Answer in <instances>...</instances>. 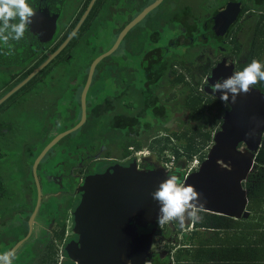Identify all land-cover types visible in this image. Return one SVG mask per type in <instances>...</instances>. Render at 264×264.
Instances as JSON below:
<instances>
[{
	"label": "flooded vegetation",
	"instance_id": "obj_1",
	"mask_svg": "<svg viewBox=\"0 0 264 264\" xmlns=\"http://www.w3.org/2000/svg\"><path fill=\"white\" fill-rule=\"evenodd\" d=\"M52 1L32 3L24 38L0 44V163L8 191L27 204L38 195L39 181L43 199L34 230L41 226L50 235L34 240L52 239L57 216L49 221L41 212L54 198L57 215L66 210L74 227L79 188L89 176L132 164L183 179L197 171L231 110L208 83L253 60L250 42L258 22L264 23V0ZM232 3H240V13L222 15ZM83 114L85 122L57 140L35 172L41 150ZM206 132L212 133L208 146ZM195 138L199 151L188 160L181 145ZM173 223L157 224L154 236ZM69 237L77 239L73 230ZM42 254L32 264H41ZM62 264H71L67 255Z\"/></svg>",
	"mask_w": 264,
	"mask_h": 264
},
{
	"label": "water",
	"instance_id": "obj_2",
	"mask_svg": "<svg viewBox=\"0 0 264 264\" xmlns=\"http://www.w3.org/2000/svg\"><path fill=\"white\" fill-rule=\"evenodd\" d=\"M39 0H32V3ZM58 0L52 1L56 4ZM233 11L235 18L241 11L240 3L229 4L222 15ZM70 35L61 48L49 56L29 79L47 65L66 46ZM96 63H93V67ZM248 93L239 94L231 110L223 119L222 129L214 137V145L200 168L188 177L178 181L191 185L204 202L198 211L240 219L247 217L249 202L245 184L254 169L256 155L264 136V92L250 86ZM82 120L73 129L66 131L47 145L34 163V171L46 153L61 137L79 128ZM221 163L229 165L222 167ZM169 175L162 169L140 171L132 164L112 172L89 176L79 188L81 201L74 211L73 233L77 239L69 241L65 253L71 264H147L157 231L156 217L158 203L151 193ZM38 195L28 225L26 237L11 249L17 252L33 235L36 218L42 203L40 184L37 180ZM148 233L136 235L137 228L147 229Z\"/></svg>",
	"mask_w": 264,
	"mask_h": 264
},
{
	"label": "trees",
	"instance_id": "obj_3",
	"mask_svg": "<svg viewBox=\"0 0 264 264\" xmlns=\"http://www.w3.org/2000/svg\"><path fill=\"white\" fill-rule=\"evenodd\" d=\"M252 59L264 61V23L262 25L260 21L255 27V33L250 42L249 60ZM247 64L249 63L243 64L241 70ZM254 87L264 92V82H258ZM202 136L204 145L208 146L212 141V133L206 132L203 133ZM198 144L199 141L196 139L186 141V143L181 145L184 149V154L188 156V160H192L194 154L199 151ZM174 149L179 156L178 149L176 147H174ZM5 170L6 165L0 163V246H7V250H10L17 242L26 237L29 230L28 221L34 211L37 196L31 195L30 202L27 204L23 196L10 193L7 188L8 179L4 176ZM183 178V176H180L179 179L182 180ZM245 187L249 198L247 210L250 212L247 219H234L228 216L199 210V220L193 222L191 235L189 236L186 234L184 239H179L178 237L179 234L182 233V227L179 224L173 223V226L169 227L166 225L159 230L164 231L168 229L169 234L167 233L166 236L169 235L171 238V232L176 228L174 241L172 242V239L170 240V245L165 255H161L158 252L150 255V264H183L184 255L187 262H189L187 264H191L190 260H197L198 256L196 253L200 251V249L202 250L205 246H212L211 241L198 240L202 230L217 229L225 231L230 228L245 229L246 227L257 230L258 227H260V216L264 214V136L262 138L261 147L256 155L254 169L249 175ZM41 215H47L49 221H53L57 216L52 239H38L30 243L26 242V245L29 244V247L33 250L32 256H27L30 251L24 248L16 255L13 264H32L35 257L42 252V250L37 251L33 247L35 245L37 247V244L42 242L46 244V250L41 255L40 263L57 264L59 262V244L65 240L67 243L70 241V237H66L67 212L66 210L64 212H58L57 215L54 207L50 204L41 212ZM246 221H255V223L244 224ZM261 228H263V226ZM209 249L212 250V248Z\"/></svg>",
	"mask_w": 264,
	"mask_h": 264
},
{
	"label": "clouds",
	"instance_id": "obj_4",
	"mask_svg": "<svg viewBox=\"0 0 264 264\" xmlns=\"http://www.w3.org/2000/svg\"><path fill=\"white\" fill-rule=\"evenodd\" d=\"M34 13L32 0H0V44L23 39ZM258 82H264V61L253 59L242 70L232 71L231 75L208 83V87L214 96L219 92L220 101L228 107L230 97L234 102L239 94L248 93L252 90L250 86ZM151 195L159 205L158 225L175 222L183 226L186 218L193 222L200 218L198 209L204 204L200 194L193 186L178 181L175 175L160 182ZM15 258V250L0 252V264H13Z\"/></svg>",
	"mask_w": 264,
	"mask_h": 264
},
{
	"label": "crops",
	"instance_id": "obj_5",
	"mask_svg": "<svg viewBox=\"0 0 264 264\" xmlns=\"http://www.w3.org/2000/svg\"><path fill=\"white\" fill-rule=\"evenodd\" d=\"M249 212V211H248ZM250 215V212H249ZM248 215V216H249ZM242 217V218H248ZM232 218V217H231ZM237 219V218H234ZM241 219V218H240ZM255 223V221H246L244 224ZM261 223L257 230L250 227L245 229L202 230L198 240L211 241L212 246H205L196 253L197 260H190L191 264H264V214L260 216ZM263 226V228H261ZM41 228V227H40ZM261 228V229H260ZM193 230V221L184 224L179 239L185 238V235H191ZM174 232V231H173ZM172 237V242L174 237ZM40 238L39 235H36ZM209 248H212L210 250ZM185 255L183 264H187Z\"/></svg>",
	"mask_w": 264,
	"mask_h": 264
},
{
	"label": "rangeland",
	"instance_id": "obj_6",
	"mask_svg": "<svg viewBox=\"0 0 264 264\" xmlns=\"http://www.w3.org/2000/svg\"><path fill=\"white\" fill-rule=\"evenodd\" d=\"M41 151H43V149ZM221 166L222 167H229V165H225L223 163H221ZM46 201H47V203H49L48 199H46L45 202ZM55 203H57V200L54 198V199L51 200V205H55ZM38 220H39V218L37 219V221ZM190 220L191 219H187L186 218L185 221H184V224H188V222ZM42 223H45V219L44 218L42 219ZM38 224L41 225L40 223H38ZM184 224H183V226H184ZM70 225H71V223H68L67 222V231H68L69 236L71 235L72 230H73V228H71ZM183 226H182V228H183ZM40 227L41 226H38V227L36 226L35 227V230H34V234L35 235H32L31 238L27 241V243H30L31 241H33L34 240V237H36V235H39V236H42L43 234L46 235L45 232L42 234V230H41ZM49 233L50 232H47V235L46 236L50 235ZM167 233L169 234V230L168 229H165L163 233L157 234V235H155L153 237V244H152V248H151L150 255H152L154 253H157V252L160 253L161 255H165L167 253L168 248H169V245H170V240L172 239V238H169V236L168 237L166 236ZM171 235L172 236L175 235V231L174 232H171ZM27 243L23 244V247L22 246L20 247V249L16 252V255L19 254L20 250H23L24 248H27L30 251L27 256H29V257L32 256L33 250H32L31 247H29V244L26 245ZM45 245L46 244H44V246ZM59 246H60V244H59ZM6 250H7V246H0V252H4ZM43 252H44V250L42 249V253ZM147 264H150V262L148 261Z\"/></svg>",
	"mask_w": 264,
	"mask_h": 264
},
{
	"label": "built area",
	"instance_id": "obj_7",
	"mask_svg": "<svg viewBox=\"0 0 264 264\" xmlns=\"http://www.w3.org/2000/svg\"><path fill=\"white\" fill-rule=\"evenodd\" d=\"M196 165H198V162H197V159H195L192 163H191V165H190V167H189V170H188V173H190V170L194 167V166H196ZM67 237H69L68 235V232H67ZM66 240L65 241H63L61 244H60V246H59V263L58 264H62V262H63V260H64V257L66 256V253H65V246H66Z\"/></svg>",
	"mask_w": 264,
	"mask_h": 264
}]
</instances>
